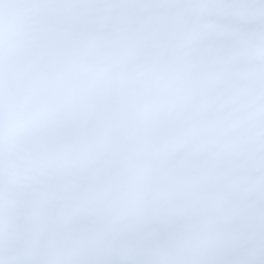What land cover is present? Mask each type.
Wrapping results in <instances>:
<instances>
[{"label":"snow or ice","instance_id":"obj_1","mask_svg":"<svg viewBox=\"0 0 264 264\" xmlns=\"http://www.w3.org/2000/svg\"><path fill=\"white\" fill-rule=\"evenodd\" d=\"M0 264H264V0H0Z\"/></svg>","mask_w":264,"mask_h":264}]
</instances>
